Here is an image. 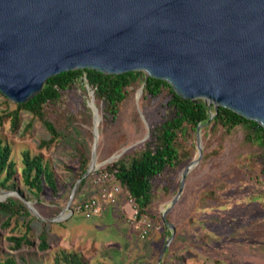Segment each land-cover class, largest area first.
Here are the masks:
<instances>
[{"label": "water", "instance_id": "95a60500", "mask_svg": "<svg viewBox=\"0 0 264 264\" xmlns=\"http://www.w3.org/2000/svg\"><path fill=\"white\" fill-rule=\"evenodd\" d=\"M76 70L139 72L145 80L163 81L180 98L202 101L208 108V121L196 130L197 157L182 170L178 190L161 212L170 235L160 264L175 236L167 215L202 156V128L223 108L264 130V0H0L3 97L26 104L49 78ZM89 97L91 159L66 209L85 177L128 149L97 163L101 118L91 91ZM3 194L0 202L16 195L31 214L46 221L17 192ZM60 216L50 221L58 222Z\"/></svg>", "mask_w": 264, "mask_h": 264}, {"label": "rangeland", "instance_id": "374dc122", "mask_svg": "<svg viewBox=\"0 0 264 264\" xmlns=\"http://www.w3.org/2000/svg\"><path fill=\"white\" fill-rule=\"evenodd\" d=\"M140 88L123 103L117 127L110 132L121 135L125 143L122 149L141 143L148 132V124L158 118L152 105H143L140 101ZM89 92L87 89L86 106L90 99ZM14 109V103L5 102L0 96V115ZM92 129L93 125L91 132ZM220 133L218 128L204 141L201 133V159L187 174L183 193L167 215L169 223L175 227V236L160 264H264V181L260 176L256 180L249 179L248 172L258 170V166L251 165L248 159L259 153V142H246L244 137L247 129L239 125L224 139L220 155H209L218 145ZM48 139L46 129L25 111L20 113L19 126L15 132L11 129L10 119L3 120L0 125V140L11 148L10 159L17 169V185L37 213L46 219L42 221L30 213V218L18 220V226L12 220L9 228L1 230L0 262L12 257L18 264H55V255L65 250L78 251L87 264H157L169 237V230L157 219L145 216L152 229L148 237L142 240L138 230L129 224V213L118 218L116 205L90 219L75 212L77 205L73 204L74 199L66 209L71 192L60 201V221L51 222L50 219L55 217L42 216V213L56 207L50 203L46 187L43 194L36 198L23 185L20 176L23 168L22 152L29 151L31 156L41 155L43 162L54 172L57 184L69 185L78 169L72 155L81 137L72 134L50 149L40 150V141ZM102 141L103 136L99 132L98 144ZM196 157L195 143L191 161ZM182 170L177 174L170 196L158 209L160 218L161 212L178 190ZM91 188L93 186L90 183L86 184L79 199L88 198ZM211 191L216 192L213 199L210 197ZM4 192L7 191L0 190V199L5 197ZM28 221L33 245L11 250L5 237L12 234L10 230L14 227L16 230L13 235H22L24 224ZM2 222L0 220V225ZM43 230L49 236V249L40 252L37 249L38 235ZM202 236H207L205 242L201 240Z\"/></svg>", "mask_w": 264, "mask_h": 264}, {"label": "trees", "instance_id": "16d2710c", "mask_svg": "<svg viewBox=\"0 0 264 264\" xmlns=\"http://www.w3.org/2000/svg\"><path fill=\"white\" fill-rule=\"evenodd\" d=\"M141 86L143 88L140 101L143 105H152L158 115L156 121L148 124V138L127 149L116 161L85 177L77 188L73 204L79 205L85 201L84 198L79 199V196L86 184L90 183L95 188L93 181L101 175H106L128 193L137 209L138 217L147 216L161 221L158 209L173 191L179 171L184 169L194 156L196 130L198 125H204L208 121V108L202 101L194 103L180 98L163 81L152 78L145 80L139 72L104 75L93 70L69 71L51 77L46 81L41 93L28 103L15 104L14 110L4 111L0 115V125L3 120L10 119L13 132L18 129L21 111L28 112L33 119H37L49 134L48 140L40 141V150L50 149L72 134L81 137L72 155L78 169L69 185L57 184L54 172L43 162L41 155L31 156L29 151L22 152L23 168L20 176L23 185L36 198L43 194L46 187L49 190L50 203L56 207L42 213L43 217L53 218L59 214L60 201L68 197L76 181L81 179L88 169L93 138L92 112L85 102L87 89L93 93L94 104L101 118L98 128L103 141L97 147V161L101 163L125 147L121 135L110 132L117 127L123 103L133 97ZM3 98L5 102H9ZM211 110L213 111L212 108ZM135 117L138 118L137 113ZM239 125L247 129L244 137L246 142H259V153L251 155L248 159L251 165L258 166V170H249V179L256 180L260 176L264 181V130L227 109L219 108L210 123L201 130L203 141L218 128L221 131L218 145L209 155H220L224 139ZM10 155L11 148L0 140V190L17 192L25 201H29L17 185V169ZM215 193L211 191L212 199ZM30 217L29 210L18 197L10 196L1 201L0 220L3 222L0 225V241L1 230L9 228L12 220H15V225L18 226V220ZM24 225L25 231L22 235H13L16 230L14 227L10 230L12 234L5 237L11 250L17 251L24 245H33L29 221ZM169 235L170 232H167V237ZM205 238L207 236H202L201 240L205 242ZM37 249L40 252L49 249V236L45 230L38 235ZM54 262L87 264L78 251L65 250H60L55 255ZM0 264L18 263L14 258L7 257Z\"/></svg>", "mask_w": 264, "mask_h": 264}, {"label": "built area", "instance_id": "2783aa9c", "mask_svg": "<svg viewBox=\"0 0 264 264\" xmlns=\"http://www.w3.org/2000/svg\"><path fill=\"white\" fill-rule=\"evenodd\" d=\"M93 184L97 188V196H93L77 205L75 212H80L85 219L97 216L104 205H113L119 196L124 197L129 207V224L139 232V238L145 239L150 234L152 226L145 216L138 217L137 209L128 193L117 183L106 175L97 177Z\"/></svg>", "mask_w": 264, "mask_h": 264}, {"label": "crops", "instance_id": "0c3cea01", "mask_svg": "<svg viewBox=\"0 0 264 264\" xmlns=\"http://www.w3.org/2000/svg\"><path fill=\"white\" fill-rule=\"evenodd\" d=\"M90 196L88 198H84L85 200L92 198L93 196H97L98 191L97 188H91V190L89 191ZM114 205H116L117 210H118V218H120V216L126 215V213L128 214L129 212V207L126 204V201L124 199V197L119 196L116 203L113 205H104L102 207L101 213L102 212H106L108 209H111Z\"/></svg>", "mask_w": 264, "mask_h": 264}, {"label": "bare ground", "instance_id": "6f19581e", "mask_svg": "<svg viewBox=\"0 0 264 264\" xmlns=\"http://www.w3.org/2000/svg\"><path fill=\"white\" fill-rule=\"evenodd\" d=\"M64 215V214H63Z\"/></svg>", "mask_w": 264, "mask_h": 264}]
</instances>
